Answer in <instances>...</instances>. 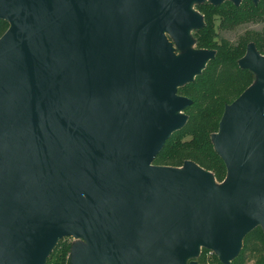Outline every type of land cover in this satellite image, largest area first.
<instances>
[{
    "label": "water",
    "instance_id": "water-1",
    "mask_svg": "<svg viewBox=\"0 0 264 264\" xmlns=\"http://www.w3.org/2000/svg\"><path fill=\"white\" fill-rule=\"evenodd\" d=\"M0 0V264H45L62 239L72 264H231L264 235V57L240 60L255 83L224 108L214 149L226 168L153 165L184 128L178 88L215 56H176L203 23L195 2ZM257 3L259 0H251Z\"/></svg>",
    "mask_w": 264,
    "mask_h": 264
},
{
    "label": "trees",
    "instance_id": "trees-1",
    "mask_svg": "<svg viewBox=\"0 0 264 264\" xmlns=\"http://www.w3.org/2000/svg\"><path fill=\"white\" fill-rule=\"evenodd\" d=\"M203 13L205 24L202 28L192 31V39L195 41L196 49L213 51L215 56L208 62L202 74L196 77L192 84L193 90L186 88L179 91L180 96L192 101V105L185 110L188 114L187 123L183 129L171 136L153 165L180 168L185 162L190 161L219 180L220 174L224 172V164L216 154L213 142L203 130L212 116L215 117V121L211 122L210 126H218L224 108L239 98L256 81V76L251 71L242 69L239 62L246 55L250 45L264 57V0L257 3L243 0L240 5H234L231 1H225L218 6L208 4ZM246 25L263 27L260 31H245L236 43L220 38L217 33L232 31ZM8 28L9 24L0 19V38ZM208 101L212 104L208 105ZM67 252L68 250L62 251L59 255L51 253L48 260L56 257L57 260L66 263ZM207 252L203 249L195 261L204 264ZM211 262L221 264L216 256L212 257ZM250 263L264 264V235L260 227L244 238L238 257L231 262Z\"/></svg>",
    "mask_w": 264,
    "mask_h": 264
},
{
    "label": "rangeland",
    "instance_id": "rangeland-1",
    "mask_svg": "<svg viewBox=\"0 0 264 264\" xmlns=\"http://www.w3.org/2000/svg\"><path fill=\"white\" fill-rule=\"evenodd\" d=\"M208 4L211 5V3L209 1L195 2V3H193L191 5V8H190L191 12L200 19V22L203 23V25L205 24V22H204V17L205 16H204L203 12L207 8ZM262 27H263L262 25H258V26L257 25H246V26H242V27L236 28V29H234L232 31H228V32H218L217 31V33H219L220 38L225 39V40H227V41H229L231 43H236L237 39L240 36H242L245 31H250V30H252V31H260L262 29ZM194 29H196V28H192L189 31V33H188V41H187L186 46H184V47L179 46L178 43H177V40L173 36H171L170 34H166L169 42L172 44V47L175 50L176 56H184V55H187L189 53H194V52L198 51V49H196L195 41L192 39V31ZM195 79H194L193 82L187 83V84L179 87L178 88V96H180L179 91L182 90V89L189 88V89L193 90L194 87H193L192 84H194ZM207 104L211 105L212 102L208 101ZM194 113H195V111H194ZM183 114L185 116H187V118H188V114L185 111L183 112ZM208 121H210V122L205 124L203 132L212 142V138L217 134L216 132L218 131L219 122H218V126H216V125L210 126V123L215 121V117L214 116H212ZM180 168L183 169V166L180 167ZM226 176H227V173H226L225 166H224V172H222L220 174L219 180L216 179L214 177V175H213L214 186L217 189L223 187V185L226 182ZM66 250H68L66 263H63L62 261L57 260L56 257H53V258L48 260V258L51 255V253H56L57 255H59V254H62V251L66 252ZM87 251H88L87 244L84 241H82V240L62 239V240H60V241H58L56 243V245L52 249L51 253L47 257V259L45 261V264H47V262H48V264H72V260H73L72 258L74 257L76 252H79V254H83V253H86ZM189 262H188V264H189ZM103 264H109V263L105 262Z\"/></svg>",
    "mask_w": 264,
    "mask_h": 264
},
{
    "label": "built area",
    "instance_id": "built-area-1",
    "mask_svg": "<svg viewBox=\"0 0 264 264\" xmlns=\"http://www.w3.org/2000/svg\"><path fill=\"white\" fill-rule=\"evenodd\" d=\"M213 256H215L214 253L212 251H208L205 255V263L204 264H212L211 259ZM250 264H253V263H250Z\"/></svg>",
    "mask_w": 264,
    "mask_h": 264
},
{
    "label": "flooded vegetation",
    "instance_id": "flooded-vegetation-1",
    "mask_svg": "<svg viewBox=\"0 0 264 264\" xmlns=\"http://www.w3.org/2000/svg\"><path fill=\"white\" fill-rule=\"evenodd\" d=\"M241 2H242V1H241ZM241 2H240V4H241ZM233 4H234V3H233ZM240 4H239V5H240ZM234 5H235V4H234ZM193 31H194V30H193Z\"/></svg>",
    "mask_w": 264,
    "mask_h": 264
}]
</instances>
